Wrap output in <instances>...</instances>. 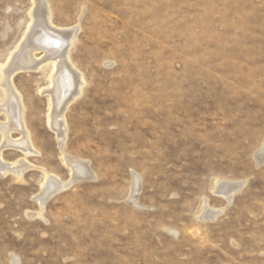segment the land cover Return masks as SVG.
I'll use <instances>...</instances> for the list:
<instances>
[{"label":"rangeland","instance_id":"374dc122","mask_svg":"<svg viewBox=\"0 0 264 264\" xmlns=\"http://www.w3.org/2000/svg\"><path fill=\"white\" fill-rule=\"evenodd\" d=\"M45 1L54 29H77L85 85L61 149L49 65L12 77L36 153L0 131V162L21 169L0 171V264H264V0ZM31 8L0 0V65ZM45 172L69 184L40 206ZM218 182L241 186L227 202Z\"/></svg>","mask_w":264,"mask_h":264},{"label":"bare ground","instance_id":"6f19581e","mask_svg":"<svg viewBox=\"0 0 264 264\" xmlns=\"http://www.w3.org/2000/svg\"><path fill=\"white\" fill-rule=\"evenodd\" d=\"M28 15L29 20L20 42L15 46L14 50L10 52L5 63L0 65V86L4 99L3 105L5 107L4 110L7 112L6 119L10 120L6 126H4L5 124L0 125V127L2 126L0 131H6L8 135L10 130L11 132L12 130L18 131L22 138L21 141L18 140L14 143L20 145L21 147H19L24 153L35 154L36 151L30 141L29 132L24 125V106L19 94L12 84V77L14 74L20 70L31 68L30 65L32 62L36 63L35 67H32V69L38 68V65L41 63H45L47 66L49 65L47 76L48 88L43 91L47 93L49 103L47 126L55 132L57 143L61 149L66 134L64 111L71 102H74V100L82 94L85 80L82 74L74 70V66L70 59V50L76 40L77 29H54L56 27L54 26L53 28L52 26L50 11L48 10L45 0H32V8ZM36 51L44 53V58L42 60L34 61V52ZM39 59L40 58L37 60ZM5 138L9 137L5 136ZM262 150H264V147ZM62 160L71 169L74 180L94 178L87 164L75 160L72 161L71 159H67V157H63ZM12 165L13 164H11L9 169L7 164L5 165L0 162V171H12L15 173L16 177H18L21 169ZM134 182L133 188L137 185V181L135 180ZM68 184L69 182L66 184L58 182L54 176H50L45 172L43 173L41 192L40 195L36 197V200L39 202L40 206H42L49 197L66 189ZM240 186L239 183L228 184V182H218L214 192L223 195L227 202H229L235 193L234 191ZM215 213L217 214V212ZM215 213H212L211 210L204 207L201 218H211Z\"/></svg>","mask_w":264,"mask_h":264}]
</instances>
